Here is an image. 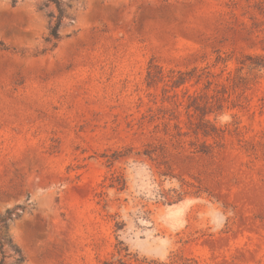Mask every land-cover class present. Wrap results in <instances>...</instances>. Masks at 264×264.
Listing matches in <instances>:
<instances>
[{"label": "rangeland", "instance_id": "obj_1", "mask_svg": "<svg viewBox=\"0 0 264 264\" xmlns=\"http://www.w3.org/2000/svg\"><path fill=\"white\" fill-rule=\"evenodd\" d=\"M60 2L54 46L49 0H0L3 264H264V71L221 138L186 109L205 77L160 79L226 83L264 54V0Z\"/></svg>", "mask_w": 264, "mask_h": 264}, {"label": "trees", "instance_id": "obj_2", "mask_svg": "<svg viewBox=\"0 0 264 264\" xmlns=\"http://www.w3.org/2000/svg\"><path fill=\"white\" fill-rule=\"evenodd\" d=\"M56 10L57 14L55 17L54 25L51 29V42L56 46L60 39L59 28L63 21V7L60 0H49ZM259 9H264L260 5H256ZM0 48L2 50H9V47L4 43H0ZM220 58V57H219ZM230 57L220 58L218 61L222 63H227ZM238 67L236 71L229 75L226 83L216 85L212 88L213 81L209 80V74L197 68H192L186 71H170V75L164 76L163 74L160 79L167 78L168 83H170L173 89H179L191 81H194V85H200L205 77L206 81L203 83V87L200 89V95H189V103L186 107L189 115L193 113L196 117L197 123L193 126L194 135H202L204 137L221 138V129L218 128L215 123L208 117L215 115V119L219 113L224 110L232 111L236 108L242 107L246 101V91L250 86L256 83L258 78V73L264 71V54H245L238 59ZM147 78L150 81L149 86H153L158 83L159 77L157 73L153 72L150 66L147 73ZM210 91V92H209ZM187 93V92H185ZM232 118V117H231ZM250 148V147H249ZM251 150V149H249ZM251 151H255L253 148ZM207 152V151H206ZM14 212L8 211L6 215L0 218V226L5 224L9 219L13 217ZM143 239V238H141ZM18 254L17 261L22 263L25 261V257L20 249L16 250ZM172 253V252H171ZM169 255L170 262L161 261V258H156L153 264H197L196 261L186 258H176L175 255ZM0 264L4 263L5 253L3 249V244L0 241ZM175 257V258H174ZM174 259V260H173Z\"/></svg>", "mask_w": 264, "mask_h": 264}]
</instances>
